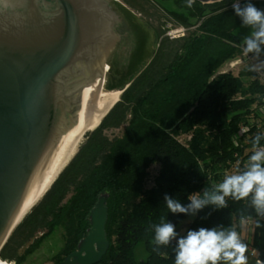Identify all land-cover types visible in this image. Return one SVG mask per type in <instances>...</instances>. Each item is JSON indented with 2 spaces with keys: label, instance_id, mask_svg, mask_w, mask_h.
<instances>
[{
  "label": "trees",
  "instance_id": "obj_1",
  "mask_svg": "<svg viewBox=\"0 0 264 264\" xmlns=\"http://www.w3.org/2000/svg\"><path fill=\"white\" fill-rule=\"evenodd\" d=\"M122 1L143 13L156 49L125 81L119 99L85 133L77 151L16 225L0 258L19 264L61 229L63 248L51 261L62 264L86 236L90 212L104 197L109 246L94 264H174L172 246L153 250L152 225L161 217L180 235L214 226L241 234V217L249 218L250 225L243 224L252 227L253 236L245 235V242L264 259V227L255 226L257 216L247 200L229 197L227 207L207 205L195 214H173L164 202L169 194L187 205L192 194L212 191L226 174L242 171L253 150L252 138L264 132V81L248 70L251 64L221 69L237 60L249 62L247 55H253L243 51L244 38L238 32L242 21L232 7L234 0H194L191 7L188 0ZM245 2L239 0L241 6ZM251 3L264 9V0ZM174 28H182L183 34L168 35ZM260 144L264 147V139ZM152 165L158 167L150 178ZM38 231L39 237L29 243ZM140 242L147 252L141 260L134 257Z\"/></svg>",
  "mask_w": 264,
  "mask_h": 264
},
{
  "label": "water",
  "instance_id": "obj_2",
  "mask_svg": "<svg viewBox=\"0 0 264 264\" xmlns=\"http://www.w3.org/2000/svg\"><path fill=\"white\" fill-rule=\"evenodd\" d=\"M110 1L151 31L116 0H0V250L20 222L17 213L36 169L72 126L46 182L67 159L94 87L107 79L102 62L115 45L114 73L119 76L123 65L128 74L135 61L139 38ZM104 202L101 197L95 204L86 236L62 264H94L105 254Z\"/></svg>",
  "mask_w": 264,
  "mask_h": 264
},
{
  "label": "clouds",
  "instance_id": "obj_3",
  "mask_svg": "<svg viewBox=\"0 0 264 264\" xmlns=\"http://www.w3.org/2000/svg\"><path fill=\"white\" fill-rule=\"evenodd\" d=\"M220 2V0H217ZM194 0H188L191 7ZM234 12L241 18L242 25L250 28V34L244 37V53L253 54L258 63L249 66V71L259 72L264 68V9L257 8L251 0H246L243 6L239 0H234ZM264 132H258L251 141L252 152L247 158V164L242 171L226 174L217 183L214 190L207 189L202 194H192L188 197L190 203L182 204L180 200L165 194L164 202L169 212L173 214H195L207 205L216 209L227 207V199L236 201L247 200L256 213L255 226L264 227V147L261 146ZM244 217H241V224ZM154 230V251L161 246H172L175 253L174 264H248L247 244L241 239L235 228L214 226L189 229L185 235L176 231V226L164 217L152 225ZM175 240V245L172 241Z\"/></svg>",
  "mask_w": 264,
  "mask_h": 264
},
{
  "label": "rangeland",
  "instance_id": "obj_4",
  "mask_svg": "<svg viewBox=\"0 0 264 264\" xmlns=\"http://www.w3.org/2000/svg\"><path fill=\"white\" fill-rule=\"evenodd\" d=\"M116 1L118 3H120L123 7H125L130 13H132L137 19H139L144 25H146L143 21L144 20L143 19V13H140L139 10L137 11L136 9L129 7L122 0H116ZM110 4L112 6L111 9L114 10L116 13H118L120 15V17L122 18V20L125 22V24L128 28L129 34L132 36H136V39L139 38V45L137 46L136 50L132 53V57L135 59V61L133 63H131L130 70H129L128 74H127L128 66H125V68H124L123 65L121 67H119V70H120L119 76L117 73H114L115 72V70H114L115 66L112 62V59L115 56V50L117 49V45H115L113 50L110 52V57L107 60V63L102 62V66L104 64H108V69L105 72L107 79L105 80V82L102 85L103 89L105 91L119 90L122 92L123 89H120V88H122V86L127 85L126 83L131 79V77L133 75H135L139 70H141L143 68V66L146 65V63H148V61L150 60V58L153 55L154 50L156 49V42L157 41H156V38H155V35H154V32L152 29L149 28L151 31H147L124 8L117 5L114 1H110ZM153 7L156 8L157 6H153ZM158 11L159 10L157 9V12ZM151 18L153 19V17H149L146 20L148 22L151 21V22H153V25L158 26V22L151 20ZM238 30H239L238 32L240 33L242 38L249 35L250 31H251L250 28H248L244 25H241L238 28ZM182 34H183L182 28H174V29L168 30V35H170L171 37H178ZM247 60L249 62H247V61L242 62V60H241L242 63H240V60H237V61H234V64L227 63V64L223 65L221 67V69H223V71H224L227 68H232L234 65H237V64H243V65L251 64L252 65V64L259 62L258 59L254 55H247ZM259 60H264V59H262V56H261V57H259ZM237 71H238V68L236 67L235 72H237ZM256 78L262 82L264 81V68H262L259 72H256ZM244 79H245V82L248 81L247 80L248 77L244 78ZM126 80H128V81L125 82ZM108 83H112L113 86L108 87L107 86ZM84 135L81 138L80 142L84 139ZM80 142H79V144H80ZM79 144H78V146H79ZM78 146L76 147L74 153L77 151ZM74 153H73V155H74ZM73 155H71V157ZM71 157L69 158V160L71 159ZM157 167H158L157 165H152L150 167V169H149L150 178H152V176L155 174ZM39 199L34 204H36L39 201ZM30 209L25 214H27L30 211ZM182 224L183 223H181L180 226H182ZM61 232H62L61 229H57L56 231H54L51 235H49L48 238H45L39 244L38 247H35L32 252L30 251L29 253H27L25 259L22 262H20L19 264H52V261H51L52 257L55 256L56 254H59L61 252V249L63 248V239L60 235ZM252 233H253L252 227L248 228L246 224H242V231H241L240 237L244 242L247 240L245 238V235H247V238L251 239L253 236ZM40 234H41V231H38L35 234V237L29 243L33 242V240L36 239L37 237H39ZM29 243H27L25 246L29 245ZM25 246L18 249V254H21L23 252V249L25 248ZM29 248H31V246ZM146 255H147V252H146L144 243L140 242L134 246V257L136 259L141 260V259L145 258ZM246 256H247L248 264H252L255 262V257L251 254L250 251L247 250ZM13 264H15V263L13 262Z\"/></svg>",
  "mask_w": 264,
  "mask_h": 264
},
{
  "label": "bare ground",
  "instance_id": "obj_5",
  "mask_svg": "<svg viewBox=\"0 0 264 264\" xmlns=\"http://www.w3.org/2000/svg\"><path fill=\"white\" fill-rule=\"evenodd\" d=\"M105 70L108 69V64L103 65ZM101 86H99V90L96 91L95 87L93 90L92 101L90 105V109L88 112L87 119L80 129L77 138L74 142V145L59 169V171L63 168V166L67 163L71 155H73L76 147L78 146L81 138L85 134L86 131L93 128L102 118L103 114L107 111V109L118 100L120 91L113 90V91H105L102 87L101 81L99 82ZM63 124L60 126V128ZM72 126H70L64 133L59 137V142L53 146V148L44 156L43 160L41 161L39 167L36 169L30 183L26 194L23 198L22 204L20 209L17 213V218L15 223L20 221L25 213L32 207V205L43 195V193L47 190V188L51 185L59 171L55 174V176L49 181L46 182V178L54 164L56 157L58 156L61 148L63 147L69 132L71 131ZM0 264H13V262L8 260H3L0 258Z\"/></svg>",
  "mask_w": 264,
  "mask_h": 264
},
{
  "label": "built area",
  "instance_id": "obj_6",
  "mask_svg": "<svg viewBox=\"0 0 264 264\" xmlns=\"http://www.w3.org/2000/svg\"><path fill=\"white\" fill-rule=\"evenodd\" d=\"M230 64H234V62H231ZM263 147V146H262ZM250 219L244 218V223L250 225ZM247 250L251 252V254L255 257V264H264V259L257 257L256 249L253 246H250L247 244Z\"/></svg>",
  "mask_w": 264,
  "mask_h": 264
}]
</instances>
